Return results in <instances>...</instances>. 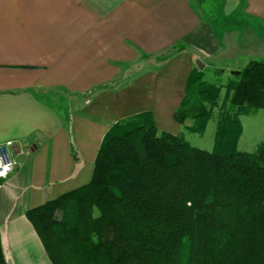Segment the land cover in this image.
Segmentation results:
<instances>
[{
  "label": "crops",
  "instance_id": "obj_1",
  "mask_svg": "<svg viewBox=\"0 0 264 264\" xmlns=\"http://www.w3.org/2000/svg\"><path fill=\"white\" fill-rule=\"evenodd\" d=\"M195 1L0 0V143L15 141L16 161L0 185L7 264H53L26 212L91 180L114 123L150 112L182 135L174 113L198 59L233 75L264 60V0H219L257 23L227 41Z\"/></svg>",
  "mask_w": 264,
  "mask_h": 264
},
{
  "label": "trees",
  "instance_id": "obj_2",
  "mask_svg": "<svg viewBox=\"0 0 264 264\" xmlns=\"http://www.w3.org/2000/svg\"><path fill=\"white\" fill-rule=\"evenodd\" d=\"M207 71L194 66L174 119L203 133L221 107L212 150L134 114L109 128L88 183L26 212L53 264H264V144L237 148L241 116L264 109V60L235 72L227 105Z\"/></svg>",
  "mask_w": 264,
  "mask_h": 264
},
{
  "label": "rangeland",
  "instance_id": "obj_3",
  "mask_svg": "<svg viewBox=\"0 0 264 264\" xmlns=\"http://www.w3.org/2000/svg\"><path fill=\"white\" fill-rule=\"evenodd\" d=\"M209 4L205 6L202 0L195 1V5L206 11L209 14V17L212 18V25L214 26L217 34L221 35L222 37H226V39L223 38V40L225 39L227 41V39L231 38L232 36L238 40V38L241 37L243 25L250 24L254 27H257V23L250 19L234 18L233 16H231L232 19L227 18L225 6L219 0H216L214 4ZM207 7H210L213 10ZM224 60L229 59L226 57ZM222 66L225 65L222 64ZM223 73L224 72L221 70H214L211 73L208 70L207 74L205 75V79L207 81L221 84L223 86L219 97L220 106L223 103L225 104V101L228 97L226 89L227 83L234 79V75L231 74V71L228 70L226 71V74ZM233 73H235V71ZM57 102L59 108L64 107L68 103V101H65L63 98H58ZM220 109L221 107L214 108V116L208 121L203 133L193 132L189 130L187 126H185V128L182 130V136L193 146L201 149L212 150L216 137V127ZM241 120L243 129L238 138L237 148L247 152H258L264 144V109H261L250 115H242ZM58 215L60 216V213Z\"/></svg>",
  "mask_w": 264,
  "mask_h": 264
},
{
  "label": "built area",
  "instance_id": "obj_4",
  "mask_svg": "<svg viewBox=\"0 0 264 264\" xmlns=\"http://www.w3.org/2000/svg\"><path fill=\"white\" fill-rule=\"evenodd\" d=\"M14 146L15 141L0 143V185L15 168L16 161L12 152Z\"/></svg>",
  "mask_w": 264,
  "mask_h": 264
},
{
  "label": "water",
  "instance_id": "obj_5",
  "mask_svg": "<svg viewBox=\"0 0 264 264\" xmlns=\"http://www.w3.org/2000/svg\"><path fill=\"white\" fill-rule=\"evenodd\" d=\"M196 64H197V66H198V68H199L200 70H203L204 67H205V63H204L203 61H201L200 59H198V60L196 61Z\"/></svg>",
  "mask_w": 264,
  "mask_h": 264
}]
</instances>
